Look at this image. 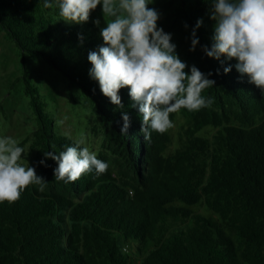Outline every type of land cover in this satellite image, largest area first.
I'll return each instance as SVG.
<instances>
[{
  "label": "trees",
  "instance_id": "16d2710c",
  "mask_svg": "<svg viewBox=\"0 0 264 264\" xmlns=\"http://www.w3.org/2000/svg\"><path fill=\"white\" fill-rule=\"evenodd\" d=\"M50 2L0 0V30L21 54L15 82L23 81L34 116L35 129L18 146L47 182L43 191L29 185L17 201L0 202V264H264V93L236 71L235 59L205 54L216 23L212 0H167L158 26L172 35L186 71L195 65L212 73L215 85L201 95L214 102L171 113L174 126L150 140L129 89L119 92L121 109L89 76L88 53L104 45L101 27L66 22L57 0ZM197 20L203 23L191 51ZM27 56L60 71L69 91L81 89L106 173L55 179L58 165L44 153L79 142L60 130Z\"/></svg>",
  "mask_w": 264,
  "mask_h": 264
},
{
  "label": "clouds",
  "instance_id": "9594fccd",
  "mask_svg": "<svg viewBox=\"0 0 264 264\" xmlns=\"http://www.w3.org/2000/svg\"><path fill=\"white\" fill-rule=\"evenodd\" d=\"M60 16L69 23H86L92 11L102 5L106 26L100 29L104 45L90 51L87 59L92 65L89 76L97 81L102 94L118 108H123L121 89L127 87L133 107H138L142 117L141 133L150 140L152 132L163 134L174 126L170 114L181 108L190 111L210 107L214 100L201 95L215 85L195 65L190 71L176 52L172 35L158 26L160 12L148 5L153 0H57ZM45 8H52L44 0ZM211 19L214 20L213 44L204 47L205 54L217 60L235 59V69L248 82L264 93V0H212ZM93 23L99 27L100 20ZM197 20L191 33V51L199 39L196 29L202 25ZM187 28V25H185ZM81 41L83 37H80ZM231 66L224 68L230 72ZM123 127L127 133L130 117L122 113ZM24 148L9 136L0 137V202L17 201L29 185L40 186L45 179L37 175L34 167H25L19 161ZM46 159L56 161L54 177L65 183L75 182L93 169L97 175L106 173L109 164L98 159L97 154L80 143L69 146L58 154L44 153ZM40 164H45L44 160Z\"/></svg>",
  "mask_w": 264,
  "mask_h": 264
},
{
  "label": "rangeland",
  "instance_id": "374dc122",
  "mask_svg": "<svg viewBox=\"0 0 264 264\" xmlns=\"http://www.w3.org/2000/svg\"><path fill=\"white\" fill-rule=\"evenodd\" d=\"M166 1L153 0L151 3V7L160 12V18L168 12L164 9ZM96 19L100 20L101 28L106 26L102 5L92 11L89 20ZM27 60L31 78L39 83L41 98L52 111L60 130L95 152L99 147L100 135L93 134L89 128L91 116L81 89L75 86L69 91L67 79L41 58L27 56ZM21 72L20 51L0 30V137L9 136L17 142L31 135L35 129L33 113L23 94V81L15 82ZM19 162L25 167H32L27 155L22 156Z\"/></svg>",
  "mask_w": 264,
  "mask_h": 264
}]
</instances>
